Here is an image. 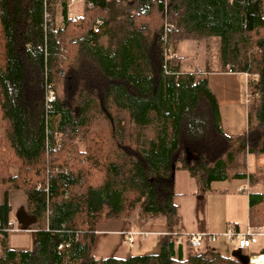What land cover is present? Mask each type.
I'll return each mask as SVG.
<instances>
[{"label":"trees","instance_id":"obj_1","mask_svg":"<svg viewBox=\"0 0 264 264\" xmlns=\"http://www.w3.org/2000/svg\"><path fill=\"white\" fill-rule=\"evenodd\" d=\"M68 5L0 0V264H240L170 237L179 165L209 188L238 153L208 76L170 53L220 41L222 70L252 77L239 139L264 155V0H83L75 21ZM10 191L39 222L29 251L8 248ZM139 207L164 218L159 253L96 258L98 227ZM249 221L264 225V192L249 194Z\"/></svg>","mask_w":264,"mask_h":264},{"label":"crops","instance_id":"obj_2","mask_svg":"<svg viewBox=\"0 0 264 264\" xmlns=\"http://www.w3.org/2000/svg\"><path fill=\"white\" fill-rule=\"evenodd\" d=\"M76 4H81V13L83 2ZM76 4L69 7V10L73 9ZM180 43L177 45L176 57L181 59V72H200L208 76L210 88L219 103L225 134L234 140L237 139L235 149L243 151L246 156L251 155L239 139L249 128L250 106L254 101L249 88L251 81L249 76L229 70L223 71L222 64L217 69L185 71L183 70L185 60L178 55ZM101 44L107 46L108 38L103 37ZM246 176L243 174V177ZM253 176L250 175L247 184L242 181L232 182L231 179L237 177L229 176L228 181L213 182L209 188H205L198 177L191 175L179 165L175 172L174 198L175 205L180 212L178 237L184 239L191 235H204L209 238L215 236V240L206 238L201 248L204 253L212 252L215 255L237 260L240 264H252L254 257L261 256L260 252L252 253V248L238 249L225 237V233L230 226L237 231L245 232L250 225L249 194L264 192V177ZM8 199L11 206L10 222L14 226V229L8 233V248L16 252L29 251L32 247L33 236L39 230V222L36 217L28 214L26 197L22 192L10 191ZM127 232L138 234L135 237V244L140 236L145 238L157 236L161 239L169 234L166 226L161 223L148 222L135 228L131 221L111 220L98 227L93 249L94 256L126 259L132 255L135 244L133 246L125 244V233ZM263 248L264 246L260 250Z\"/></svg>","mask_w":264,"mask_h":264},{"label":"rangeland","instance_id":"obj_3","mask_svg":"<svg viewBox=\"0 0 264 264\" xmlns=\"http://www.w3.org/2000/svg\"><path fill=\"white\" fill-rule=\"evenodd\" d=\"M81 4H76L73 9L69 10L70 16H80ZM71 8V7H70ZM79 11V12H78ZM77 12V13H76ZM56 24L61 22L60 8L56 5ZM178 55L185 60L183 70L190 71L192 69H217L221 65L220 59V41L218 39L202 40V41H183L179 45ZM176 56V52L172 58ZM252 80V77L249 76ZM254 100V99H253ZM254 103V101H253ZM237 149V148H236ZM238 153L234 157L232 162H229V168L227 173L230 177H236L238 174H246V177L240 179L239 177L231 179L232 182H245L247 184L250 175L253 177H264V155H249L239 149ZM164 218L161 216H155L145 213L142 208H138L130 221L135 228H139L142 224L148 222L161 223ZM165 237V236H164ZM171 237V236H170ZM174 239V238H173ZM178 244L186 243V239L178 240L175 238ZM160 239L157 236L138 237L135 244V248L132 249L133 256H146L159 253ZM235 244V243H233ZM236 245V244H235ZM237 246V245H236ZM264 246V239L260 242V245L253 246L252 253L261 252V247ZM198 253H204L202 249L197 250ZM185 253H188V249H185Z\"/></svg>","mask_w":264,"mask_h":264},{"label":"built area","instance_id":"obj_4","mask_svg":"<svg viewBox=\"0 0 264 264\" xmlns=\"http://www.w3.org/2000/svg\"><path fill=\"white\" fill-rule=\"evenodd\" d=\"M69 2V7L73 6L76 3L83 2V0H67ZM70 16V15H69ZM73 21L76 20V16H70ZM100 24V22H99ZM100 27L97 25L94 29L96 34L100 33ZM174 54L171 52L170 57L172 58ZM232 72L231 70H229ZM55 93L50 85H46V101L47 103H51L55 100ZM126 235V240L125 244L128 246H133L135 244V237L138 236L137 233L133 232H127L125 233ZM172 238H178L180 240V237L177 235L171 234L170 235ZM225 237L235 243L237 245V248L240 250H249L253 248V246L260 245V242L264 239V225L263 226H257L253 227L249 225L247 230L245 232H240L235 230L232 226L229 227L228 231L225 233ZM206 238L215 240V236H211L210 238L208 236L204 235H191L188 236L186 239V242H189L190 245L194 250H199L203 247L204 242ZM183 240V239H181ZM63 246H59V250L62 249Z\"/></svg>","mask_w":264,"mask_h":264},{"label":"bare ground","instance_id":"obj_5","mask_svg":"<svg viewBox=\"0 0 264 264\" xmlns=\"http://www.w3.org/2000/svg\"><path fill=\"white\" fill-rule=\"evenodd\" d=\"M264 255L257 256L253 258L252 264H264Z\"/></svg>","mask_w":264,"mask_h":264}]
</instances>
